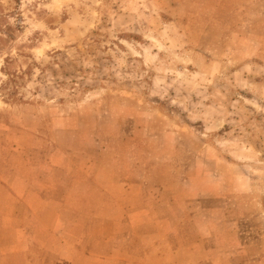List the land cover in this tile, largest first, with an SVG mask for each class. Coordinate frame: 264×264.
<instances>
[{
  "label": "rangeland",
  "instance_id": "obj_1",
  "mask_svg": "<svg viewBox=\"0 0 264 264\" xmlns=\"http://www.w3.org/2000/svg\"><path fill=\"white\" fill-rule=\"evenodd\" d=\"M185 1L183 17L181 0H0V117L34 131L44 158L100 142L113 166L114 142L134 157L142 140L155 159L183 140L206 159L196 176L219 170L213 155L239 166L206 194L234 193L224 198L231 264H264V69L251 42L222 35L238 21L205 20ZM43 246L0 264H51Z\"/></svg>",
  "mask_w": 264,
  "mask_h": 264
},
{
  "label": "crops",
  "instance_id": "obj_2",
  "mask_svg": "<svg viewBox=\"0 0 264 264\" xmlns=\"http://www.w3.org/2000/svg\"><path fill=\"white\" fill-rule=\"evenodd\" d=\"M185 2L177 6L183 17ZM191 5L205 20L238 21L223 24L222 35L251 42L256 65L264 69V0H192ZM212 29L208 23L203 31ZM33 132L0 117V257L25 254L32 243L47 245L43 254L51 264H179L180 258L188 264H231L224 198L234 193L215 190L208 196L206 189L239 166L213 155L219 170L196 176L195 161L206 159L201 152L186 153L183 140L173 156L155 159L143 151L142 140L134 157L124 151L126 143L114 142L113 166L104 162L100 142L82 143L78 151L51 146L44 158ZM61 211L79 215L72 220Z\"/></svg>",
  "mask_w": 264,
  "mask_h": 264
}]
</instances>
